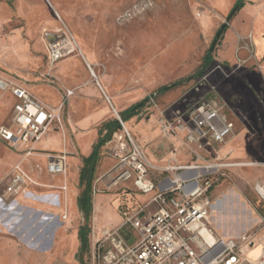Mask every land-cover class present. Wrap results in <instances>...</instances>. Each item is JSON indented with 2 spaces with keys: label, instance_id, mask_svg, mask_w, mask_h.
Segmentation results:
<instances>
[{
  "label": "rangeland",
  "instance_id": "obj_1",
  "mask_svg": "<svg viewBox=\"0 0 264 264\" xmlns=\"http://www.w3.org/2000/svg\"><path fill=\"white\" fill-rule=\"evenodd\" d=\"M237 1L0 0V73L33 94L36 89L53 91L55 101L51 92L34 95L53 108L67 90L74 91L63 112L64 131L50 133L37 146L43 155L61 151L68 155L66 177L50 175L45 156L24 158L0 141V264H82L84 224L91 232L90 248L82 259L92 264L94 240L122 224L123 211L151 198L131 183L112 190L99 184L101 193L92 194L89 223L83 221L78 202L84 189L81 152L89 149L105 117L88 127L78 124L106 108L110 119H117V114L140 103V113L127 117L125 126L144 150L151 177H165L162 170L168 165L212 166L211 197L219 204L212 214L216 235L235 240L241 232L242 237L264 236V199L256 191L257 185L264 186V64L249 40L242 42L237 36L236 48H228L226 38L237 13L228 22L227 17ZM224 24L229 29L212 52L211 69L186 81L200 69ZM66 37L74 41L75 51L52 66L49 38ZM178 82L183 83L171 87ZM165 87V93L156 95ZM211 95L224 103V112L234 123L225 142H205L198 149L185 131L163 132L162 120L178 125L180 115L186 116L191 106ZM1 100L0 127L9 121L14 105L10 94ZM93 142H98V135ZM104 150L94 183L114 165ZM17 166L30 180L10 192ZM66 181L64 199L58 187ZM60 193L61 207L57 199L42 197ZM13 205L14 211H8ZM220 222L225 226L220 228ZM218 228L223 231L218 233Z\"/></svg>",
  "mask_w": 264,
  "mask_h": 264
},
{
  "label": "built area",
  "instance_id": "obj_2",
  "mask_svg": "<svg viewBox=\"0 0 264 264\" xmlns=\"http://www.w3.org/2000/svg\"><path fill=\"white\" fill-rule=\"evenodd\" d=\"M247 47L245 44L243 48ZM49 51L53 66L75 51V43L69 37L57 38L49 43ZM0 92V102L7 94L14 99L9 121L0 127V141L24 158L45 156L48 173L66 177L68 155H43L37 151V146L50 133L64 131L63 112L74 91L67 90L59 106L53 108L0 73ZM185 115L178 117V125L162 120L163 132L185 131L189 143L198 149L203 148L205 142L223 143L234 131V123L225 114L224 103L216 95L197 102ZM117 119L122 129L104 145L106 155L115 163L108 174L93 184L92 194L101 193L99 184L112 190L131 183L143 194L152 195L146 203L123 211L121 226L106 229L94 240L92 264H245V249L253 246L261 248L256 264H264V236L256 239L253 235H245L235 240L216 235L212 223L216 207L211 197L214 183L208 176L212 166L168 165L162 170V174H167L165 177L152 178V166L144 150L135 143L121 118ZM29 180L17 166L10 192L20 189ZM58 190L65 199L67 181ZM256 191L264 199V186L257 185ZM42 197L55 198L57 204H53L62 206L60 194ZM67 217V211H64L62 219Z\"/></svg>",
  "mask_w": 264,
  "mask_h": 264
},
{
  "label": "crops",
  "instance_id": "obj_3",
  "mask_svg": "<svg viewBox=\"0 0 264 264\" xmlns=\"http://www.w3.org/2000/svg\"><path fill=\"white\" fill-rule=\"evenodd\" d=\"M239 1H237V3ZM237 3L234 2L233 8H234L235 4H237ZM229 31L234 36L235 43L232 44L231 36H230L231 34H230L226 38V42L228 43V48H231L233 46V49H235L236 45H237V36L238 37L240 36L239 38H243L245 40H249V43L254 48V51L256 53L257 58L264 64V0H244V6H243V8L241 10H239L237 12V15L234 17L233 22H232V26H231ZM245 52H242V53L245 54ZM58 63H56V64H58ZM91 73H92V70H91ZM21 85L23 87H25L29 92H31L26 85H23V84H21ZM46 92H51L54 95V101L56 100V94L53 91H51V90L44 91V90H41V89H36V90H34V94L32 92L31 93L33 95H46L45 94ZM72 103H73V100H72ZM72 106H73V104H72ZM108 111H109L108 108L103 109L100 112H97V113L93 114L90 118L82 120L78 124L79 127H88L92 123L96 122L100 117H105V121L103 122V124L101 125V128L99 129V131L97 133L98 139H99L104 124H106L107 122L111 121L110 114H109L110 112H108ZM56 133H58V132H56ZM97 135L95 137H97ZM78 137H83V136L80 135ZM93 139L90 142L89 149H86V150H84V152H81L84 156H83L82 161H81L82 165L79 168V174H80V171H81V169L83 167V159L89 157L92 154L93 148L96 145V142L94 143ZM102 148H104V146ZM61 153H63V152L61 151L59 154H61ZM110 159H112V158H110ZM99 163H100V161H99ZM114 163H115V161H114ZM97 168H98V166H97ZM97 168H96V172H97ZM96 172H95V174H96ZM94 181H95V175H94ZM94 181H93V184H94ZM67 184H68V182H67ZM60 195H61V197L63 196L61 193H60ZM93 211H94V208H93ZM229 218H230V222L232 220V222L238 223L235 220L236 219L235 217H232V218L229 217ZM121 225L122 224H119L117 227H119ZM218 225H219L220 228L225 226L221 222L218 223ZM220 228H218V233H221L223 231L222 229H221L222 230L221 231ZM241 234H242V232L241 233H237L236 237L237 238H239L240 236L242 237ZM230 237L235 238V236H230ZM260 252H261L260 246H253V247L246 248L245 252H244V254L246 256L245 264H256V262H257V260H258V258L260 256ZM255 253L257 254V256H254Z\"/></svg>",
  "mask_w": 264,
  "mask_h": 264
},
{
  "label": "trees",
  "instance_id": "obj_4",
  "mask_svg": "<svg viewBox=\"0 0 264 264\" xmlns=\"http://www.w3.org/2000/svg\"><path fill=\"white\" fill-rule=\"evenodd\" d=\"M238 6V11L241 10L244 6V0H240L237 5ZM228 29V25H226L223 33ZM213 63V53L211 51L208 52L204 63L201 65L200 69L197 71V73L193 76L188 78L186 81L191 80L193 78H201L203 77L210 69L211 65ZM183 82H178L171 86L172 88L177 87L179 85H182ZM168 87L160 89L157 94H162L167 91ZM142 106L139 105H134L131 108H129L124 114L120 115L121 120L125 123V120L127 117L130 116H137L140 113ZM121 125L118 121V119L111 120L104 124L100 138L98 139V142L93 148L92 154L83 159V167L80 171V186L84 187L83 191L79 195V208L81 211V214L83 215V221L88 222L91 219V215L93 212V207H92V186H93V181H94V175L96 172V168L99 164L100 161V152L102 147L106 144L108 140L111 139L112 135L118 131L121 130ZM91 230L90 228H86V224H84L81 228V241H82V246L80 250V260L81 263H83L82 255L87 252L90 248V241H89V234Z\"/></svg>",
  "mask_w": 264,
  "mask_h": 264
},
{
  "label": "water",
  "instance_id": "obj_5",
  "mask_svg": "<svg viewBox=\"0 0 264 264\" xmlns=\"http://www.w3.org/2000/svg\"><path fill=\"white\" fill-rule=\"evenodd\" d=\"M237 12H238V6H236V7L233 9V11L230 13V15L227 17V22L230 21V20L235 16V14H236ZM226 25H227V24H224V25L221 27L220 31L217 33L216 38H215V40H214V42H213V44H212V46H211V49H210L211 52H213L214 49L216 48L217 43H218V40L220 39V37H221V35H222V33H223V31H224ZM52 40H53L52 38H49V41H50V42H51ZM138 105H139V106H142L143 103H140V104H138ZM117 116L120 117L118 114H117Z\"/></svg>",
  "mask_w": 264,
  "mask_h": 264
},
{
  "label": "bare ground",
  "instance_id": "obj_6",
  "mask_svg": "<svg viewBox=\"0 0 264 264\" xmlns=\"http://www.w3.org/2000/svg\"><path fill=\"white\" fill-rule=\"evenodd\" d=\"M92 74L94 75L93 72H92ZM33 197H34V196H33ZM49 198H50V197H49ZM47 199H48V198H47ZM47 199H46V200H47ZM46 202H48V201H46ZM54 203H56V201H55ZM217 204H218V203H217ZM218 205H219V204H218ZM218 205H217V206H218ZM217 206L215 207V210L218 208ZM14 209H15V206L13 205L11 208L9 207L8 211H14ZM12 215H13V214H12ZM15 215H18V214H15V213H14V216H15ZM12 219H15V218H12Z\"/></svg>",
  "mask_w": 264,
  "mask_h": 264
}]
</instances>
